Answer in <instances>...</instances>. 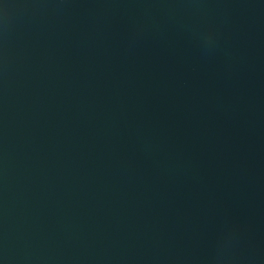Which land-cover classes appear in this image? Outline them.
Here are the masks:
<instances>
[{
    "label": "water",
    "instance_id": "95a60500",
    "mask_svg": "<svg viewBox=\"0 0 264 264\" xmlns=\"http://www.w3.org/2000/svg\"><path fill=\"white\" fill-rule=\"evenodd\" d=\"M264 0H0V264H137Z\"/></svg>",
    "mask_w": 264,
    "mask_h": 264
}]
</instances>
